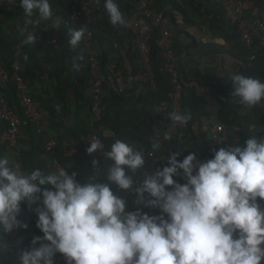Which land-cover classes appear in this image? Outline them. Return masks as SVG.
Listing matches in <instances>:
<instances>
[{
  "label": "clouds",
  "instance_id": "9594fccd",
  "mask_svg": "<svg viewBox=\"0 0 264 264\" xmlns=\"http://www.w3.org/2000/svg\"><path fill=\"white\" fill-rule=\"evenodd\" d=\"M19 7L24 21L18 31L25 45L37 43V31H29L33 25L66 26L50 0H19ZM103 7L111 25H127L115 0H104ZM67 35L76 49L90 33L85 25H72ZM83 59H73V72L81 70ZM227 82L232 100L243 108L264 102V84L258 80L227 70ZM153 110L159 113L162 107ZM166 118L172 125L162 138L170 141L175 126L187 124L191 114L172 111ZM88 144V154L99 151L111 165L102 171L103 179L90 175L83 184L65 167L27 173L0 156V232L26 229L18 219L21 204H38L36 228L42 236L19 251L18 264H54L56 254L66 264H262L264 136H249L242 147H220L203 162L193 152L180 162L171 152L166 166L150 173L141 171L144 152L126 141L116 139L107 150L98 139ZM151 146L153 156L161 147L159 137ZM92 163L96 168L98 161ZM178 175L185 183L174 179ZM118 193L135 194L137 204L160 214L127 211V200Z\"/></svg>",
  "mask_w": 264,
  "mask_h": 264
},
{
  "label": "crops",
  "instance_id": "0c3cea01",
  "mask_svg": "<svg viewBox=\"0 0 264 264\" xmlns=\"http://www.w3.org/2000/svg\"><path fill=\"white\" fill-rule=\"evenodd\" d=\"M121 12L126 18L127 25L114 27L110 24L106 10L103 7L104 0L90 6V18L95 27L97 38L92 41V49L98 59L103 57L106 61L105 74H103L104 91L107 104L105 111L110 120H119L126 124L127 142L134 148L147 153L144 145L138 140L144 139V133L151 123H158V130L162 133L171 126L167 122L169 104L167 95L162 88L155 84L129 83L122 77L137 74L142 68V60L135 48V43L130 34V26L138 19L137 0H115ZM52 9L57 15L65 18L66 26L59 28L61 40L65 42L67 49L77 52V56H83L81 44L72 49L68 44L67 26L85 25L84 20L72 21L71 14L80 6V0H50ZM219 5L220 0H149V7L157 12L165 14L169 21V30L173 35L172 49L180 56L178 72L183 83L182 112L191 114L188 121L192 126L200 129L221 125L219 114L228 107L225 100L232 97L233 91L227 82V70L239 71L246 77H251L264 84V63L255 77L247 72L250 53L243 48L238 40H226L223 32V24L215 25L212 29L207 18L199 6ZM264 11V0L261 5ZM23 12L18 7L11 14H3L0 19V58L5 65H10L13 60L14 50L24 39L18 31ZM42 41L36 45H26L22 48L21 62L25 71L36 73L34 79L29 80L30 94L43 111L39 126H29L20 129L17 145L9 143L4 136L5 124L0 121V156H8L10 160L18 164L24 172L30 173L35 169L43 172H52L48 166L50 157H43V148L49 141H67L73 145L76 139L83 141L93 133V117L90 111L92 103L91 76L87 69V60L81 64L79 72H73L71 58H63V50L51 42L53 32L56 29L49 24H40ZM55 34V33H54ZM118 46L115 48V43ZM264 46L259 45L256 52L261 51L264 57ZM28 59L25 61L24 57ZM100 68V66H99ZM64 71V72H62ZM101 71V70H100ZM60 75L57 79V75ZM63 87L65 103L55 98V89L58 83ZM81 81V84L79 82ZM112 93L118 94L123 102L119 105L111 103ZM9 96V93H7ZM1 98V92H0ZM154 106H161L162 111L157 113ZM238 127L224 128L232 143V146H243L247 137L256 135L264 136V122L259 124L255 118V110L264 113V102L252 109H245L239 105ZM232 108V107H230ZM63 110L65 113H63ZM234 119V114H231ZM101 134L109 139L114 135L111 131L103 129ZM138 134V138H137ZM207 136L200 135L199 142L207 143ZM180 134L175 129L170 141L163 138L161 147L155 150L152 164L154 168L166 166L167 156L171 152H177L178 161L182 162V154L178 150ZM151 151H154L153 149ZM53 157L58 160L69 173L75 172L78 182L86 183L90 175L103 179L102 171L111 165L103 155L92 158L98 161L96 168L90 170L84 159L65 157L60 150L55 151ZM140 173H137V177ZM179 183H185L182 176L178 175ZM115 191V189H114ZM127 200V211L140 210L148 215H159L158 209L146 208L136 203L135 194L118 193ZM26 205L25 213H22V205ZM264 202H262L263 206ZM21 204L18 219L27 224L18 239L17 253L21 249L29 248L34 237L42 236L36 228L37 216L35 207ZM0 232V238L3 236ZM39 246V245H37ZM61 255L56 254L54 261ZM8 264H18V261L8 258ZM0 264L4 263L3 253L0 251Z\"/></svg>",
  "mask_w": 264,
  "mask_h": 264
},
{
  "label": "built area",
  "instance_id": "2783aa9c",
  "mask_svg": "<svg viewBox=\"0 0 264 264\" xmlns=\"http://www.w3.org/2000/svg\"><path fill=\"white\" fill-rule=\"evenodd\" d=\"M93 0H80V6L71 14L72 21L84 20L90 35H86L81 42V48L87 63L91 68V91L92 103L91 114L93 117V133L82 141V148H78L69 144L67 141H49L43 148V157H50L48 166L54 171L62 164L56 160L53 155L55 151L60 150L65 157L84 159L87 155L92 158L101 157L102 153L99 151L88 154V143L94 140H102L95 130V125L102 120L104 99L106 97L103 89L105 78L100 71L99 61L96 52L92 49L93 36L95 35V27L90 18V6ZM220 4L228 12L229 20L236 25L237 33L239 35V42L245 50L250 53L249 61L255 60L256 49L259 45H264V11L256 0H220ZM19 7V0H0V19L3 14H11ZM138 19L130 26V34L135 43V48L142 60L141 70L134 75L122 77L129 83L141 84H155V74L150 62V40L155 29L159 31V37L156 40V45L160 50L162 64L159 67V72L162 73L168 81V104L170 112H182V98H183V83L178 72V65L180 56L172 49L173 35L169 30V21L165 14L157 12L149 7V0H137ZM24 17L20 20V26L23 24ZM37 31L38 40L36 44H40L43 37L40 25H35L29 28V31ZM59 30H55L52 44L57 46ZM26 46L23 42L16 47L13 53V60L11 68L13 69V78L6 70L5 63L0 58V121L5 124L4 136L7 137L9 143L13 146L17 145V140L20 135V129L32 125L39 126L43 111L38 103L30 94L29 82L22 76L24 73V66L21 62L22 48ZM115 48L118 42L115 43ZM10 81L15 85L16 98L19 101L21 113L18 112L11 104L8 96V86ZM169 112V113H170ZM158 123L154 124V138L159 137L160 141L162 135L158 130ZM170 125L172 122L170 121ZM101 130L104 127L100 128ZM175 129L180 134V143L178 146L179 152L183 158L190 152L195 153L198 161L203 162V156L197 148L200 135L207 136V144L210 149L218 150L220 147L232 146V143L226 133V130L221 125L196 128L187 122L185 125L177 124ZM114 140L117 139L115 135L112 136ZM223 142V143H221ZM103 144V143H102ZM153 151L147 153V160L142 172H151L155 168L152 164L154 155H150ZM23 171V170H22ZM81 183V182H80ZM23 229L13 230L11 233H4L0 238V251L4 252L8 258L18 261V239ZM54 264H66L64 257L61 255Z\"/></svg>",
  "mask_w": 264,
  "mask_h": 264
},
{
  "label": "trees",
  "instance_id": "16d2710c",
  "mask_svg": "<svg viewBox=\"0 0 264 264\" xmlns=\"http://www.w3.org/2000/svg\"><path fill=\"white\" fill-rule=\"evenodd\" d=\"M257 3L261 6L262 5V0H256ZM262 7V6H261ZM199 10H201L203 12V14L205 15V17L207 18L211 28L213 29L215 27V25H219V24H223L224 28H222L223 32H227L226 33V40L228 41H232V40H238L239 41V35L237 33V27L236 25L232 24L231 21L229 20L228 17V12L224 9V7L219 4V5H206V6H199L198 7ZM54 33L53 32V37H54ZM60 31L58 33V40H57V46L56 47H60L63 50V55H62V59L63 58H71V62L73 61V59L77 56V52H72L67 49L65 42H63L61 40V36H60ZM159 37V31L157 29L154 30V32L152 33L151 36V40H150V48H151V54H150V62H151V66L152 69L154 71L155 74V79H156V85L160 86V88H162V91L164 92L165 95H167V100H168V92H169V85H168V81L167 78L159 72V67L162 64V58L160 55V50L156 45V40ZM97 38L96 35L93 36V40H95ZM264 46V45H262ZM264 50V48H263ZM264 55V52H262ZM85 58V57H84ZM86 59V58H85ZM64 60V59H63ZM99 61V66H100V70L102 74H105V69H106V61L105 58L103 57V55L101 56V58L98 59ZM84 59L82 61H80L79 63H83ZM261 63H264V57L261 56V51L260 52H256V57L255 60L253 61H249L248 65H247V72L250 76L255 77V74L257 73V71L260 68ZM87 69L89 71V74L91 76V68L90 65L87 64ZM6 70L8 71L9 75H10V79L12 80L13 78V69L11 68V64L6 66ZM64 72V71H62ZM59 75H57V79H59L61 73ZM36 73H29V71H25L24 73H22V76L25 80H27L29 82V80L34 79ZM92 81V78L90 79ZM79 84H81V81L79 82ZM104 89V88H103ZM8 93H9V100H10V104L16 109L18 110V112L21 113V109L19 106V101L16 98V94H15V85L12 83V81H10V84L8 86ZM55 98L61 102V103H65V99H64V95H63V87L61 85V83H58L56 85V89H55ZM226 104H228V107H224V110L220 112L219 114V119L221 122V126H223L224 128H236L238 127V121H240V117L238 115V109L240 108L239 105L235 102V100H232V97H227L226 99H224ZM123 102V99L116 93H112L111 95V103L112 104H116L119 105ZM107 104V99L105 97L104 99V109H103V117L102 120L97 123L95 125V130L98 133V135L100 136L102 143L104 145V150H107L109 148V145L114 142L113 138H109L106 139L102 136L101 134V127H104V129H107L109 131H111L116 137L117 139H120L122 141H126L127 142V132H126V124L120 122L119 120H110L108 117L107 112L105 111V105ZM232 107V108H230ZM169 112H170V108H169ZM255 118L257 123L261 124L264 122V113L262 111H259L258 109H256L255 111ZM63 113H65V111L63 110ZM231 114L235 116L234 119H231ZM167 122L170 124V120L167 119ZM137 138H138V134H137ZM154 138V123H151L150 126L147 128V131L144 133V139H140L138 138V140H140V142L144 145L145 148V152H149L152 150V146H151V141ZM82 141H80L79 139H76V142H74L73 146H76L78 148H82ZM197 148L200 150L204 161L211 159L212 158V154H213V149H210L208 147L207 143H198ZM84 160L88 163V172L89 174H91L90 170L92 168V157L90 155H87ZM183 160V157H182ZM174 179L179 183V179L178 176L174 177ZM264 206V204H263ZM26 205L23 204L22 205V213H25V208ZM3 253V257H4V263L8 264L7 259L8 256ZM262 264H264V261H262Z\"/></svg>",
  "mask_w": 264,
  "mask_h": 264
}]
</instances>
